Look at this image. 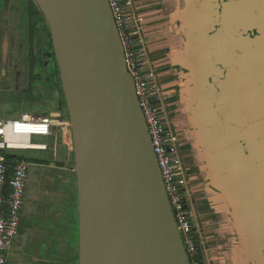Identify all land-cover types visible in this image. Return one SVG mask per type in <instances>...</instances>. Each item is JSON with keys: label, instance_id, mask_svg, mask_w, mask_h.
<instances>
[{"label": "crops", "instance_id": "crops-1", "mask_svg": "<svg viewBox=\"0 0 264 264\" xmlns=\"http://www.w3.org/2000/svg\"><path fill=\"white\" fill-rule=\"evenodd\" d=\"M18 2L0 7L8 15ZM135 10V35L167 95L186 163L204 264H264V0H135ZM7 72L1 78L10 81ZM46 140L56 145L57 133ZM23 217L10 264H64V226L51 234ZM32 234L47 236L44 253L40 245L26 251Z\"/></svg>", "mask_w": 264, "mask_h": 264}, {"label": "water", "instance_id": "water-1", "mask_svg": "<svg viewBox=\"0 0 264 264\" xmlns=\"http://www.w3.org/2000/svg\"><path fill=\"white\" fill-rule=\"evenodd\" d=\"M33 1L69 116L78 264H190L109 0Z\"/></svg>", "mask_w": 264, "mask_h": 264}, {"label": "built area", "instance_id": "built-area-1", "mask_svg": "<svg viewBox=\"0 0 264 264\" xmlns=\"http://www.w3.org/2000/svg\"><path fill=\"white\" fill-rule=\"evenodd\" d=\"M109 3L190 264H204L203 250L192 225L186 163L168 123L167 95L156 80V71L146 59V51L135 35L139 27L135 0H109ZM60 128L70 129L69 119H64L61 112L46 115L26 113L18 120H0V264H10L11 251L21 234L30 170L27 160H18L9 166L4 153L47 151L48 144L34 143L33 138L50 139Z\"/></svg>", "mask_w": 264, "mask_h": 264}, {"label": "rangeland", "instance_id": "rangeland-1", "mask_svg": "<svg viewBox=\"0 0 264 264\" xmlns=\"http://www.w3.org/2000/svg\"><path fill=\"white\" fill-rule=\"evenodd\" d=\"M22 2L23 0L18 2L19 11H11L8 15H5L0 7V40L9 36L12 42L9 48L8 45L4 44L5 54L8 51L10 52L9 57L6 59L8 63L0 68V72L3 68L8 70V77L12 78L10 81H6V77L0 79V119L18 120L24 113L46 115L53 112H61L64 119H69L67 105L61 91L54 90L49 81L52 78L51 73L55 71V63H51L50 67L41 66L43 58L40 52L49 53L51 49V38L48 36L49 28L46 20L43 15L35 14L36 8L34 6L20 7ZM33 26L35 28L34 46L39 49L35 59L37 66L34 67V72L42 76L36 74L34 78L32 77V81H29L28 74L30 71L26 44L30 38H33V36L31 37ZM2 36L4 37L2 38ZM17 59H20V61ZM30 84L32 91L29 90ZM64 132L61 128L56 130V145L55 140L49 141V144L46 138H33L34 143L49 144L50 149L48 151L13 152L18 156H23L30 162L27 197L23 208L24 221L26 219L31 221L34 229L38 226H44L47 228V233L51 234L56 232L59 224L63 227L64 219L66 221V218H69V215H67L69 211L65 206L71 200L69 183H73L75 177L73 171L75 165L73 143L69 140L66 141ZM55 147L56 150H54ZM76 196L77 187H74L73 214L75 219L77 217L76 206H78ZM57 212H60L61 217L60 215L59 217L56 216ZM42 217L49 219L44 220L48 223L41 222ZM55 217L59 218V221ZM28 229L30 228L28 227ZM66 231L64 226V232L62 231L64 236ZM77 231V225L75 224V236L72 239L75 251L78 249L79 242ZM25 233L28 234V230H25ZM40 238L38 239L36 235L32 234L26 240L24 239L23 243L27 242L25 249L28 253H34L39 245L41 253L45 252L44 245L47 242V236ZM61 246L64 248L65 254L68 247L67 241L64 240Z\"/></svg>", "mask_w": 264, "mask_h": 264}, {"label": "trees", "instance_id": "trees-1", "mask_svg": "<svg viewBox=\"0 0 264 264\" xmlns=\"http://www.w3.org/2000/svg\"><path fill=\"white\" fill-rule=\"evenodd\" d=\"M32 6H34L36 8V13L35 14H40L42 15L41 11L38 9V7L36 6V4L34 2H32ZM34 26H33V31H32V36H33V39L35 38V30H34ZM50 37V33L48 35ZM51 44V42H50ZM36 62V60H35ZM33 73L34 72V69L32 70ZM38 75V73H36ZM40 76V75H39ZM52 84V87L54 90H60L62 95H63V99H64V102L66 103L65 101V97H64V94H63V91H62V86H61V80H60V75H59V71H58V68L56 67V70L55 72L53 73L52 75V78L51 80H49ZM15 152V151H14ZM4 156H5V159H6V163L9 165V166H13L18 160H26L23 156H18L16 155L15 153L13 152H9V153H4ZM28 161V160H27ZM29 162V161H28ZM74 176L76 177V174L74 173ZM74 177V181L73 183L70 182L69 183V186H70V194H71V200L69 201V204H67L65 207L66 209H68L69 211V214L67 213V215H69V218H66V221L64 219V226L66 227V232H65V236H64V240L67 241L68 243V247H67V250H66V256L64 257V264H72V263H77L78 264V254H79V242H78V249L77 251H75V247L72 245V239H74V236H75V233H74V225L76 224L77 225V233H78V241H79V227H78V206H76V209H77V217L76 219L74 218V214H73V210H74V199H73V192H72V189L74 187H77V181H76V178ZM76 199H77V196H76ZM71 201H72V204H71ZM78 202V200H77ZM61 217V216H60ZM62 219V218H61Z\"/></svg>", "mask_w": 264, "mask_h": 264}, {"label": "flooded vegetation", "instance_id": "flooded-vegetation-1", "mask_svg": "<svg viewBox=\"0 0 264 264\" xmlns=\"http://www.w3.org/2000/svg\"><path fill=\"white\" fill-rule=\"evenodd\" d=\"M43 15V14H42ZM32 31H33V27L31 28V37H32ZM4 36H2L3 38ZM4 40L5 39H1L0 40V68L1 67H4V65H6L8 63V61L6 60L7 57H9V52L7 54H5L4 52ZM34 39L33 38H30L29 42L26 44L27 45V57H28V67H29V71L31 73V77H35V73H33V69L35 66H37V63L35 62V59H36V56L37 54L39 53V49L37 47L34 46ZM50 50H49V53H44V52H40V54L42 55V64L41 66L43 67L44 65L47 66V67H50V64L51 63H55L54 67H55V70H56V67H57V63H56V59H55V56H54V49H53V46H52V43L50 44ZM52 53L53 54V57L52 58H48L47 56H45L46 54H50ZM58 68V67H57ZM55 72V71H54ZM3 74H1L0 72V78L2 77ZM39 75V74H38ZM51 75H53V73H51ZM42 75L40 74V77ZM29 90L32 91V86L31 84L29 85Z\"/></svg>", "mask_w": 264, "mask_h": 264}]
</instances>
